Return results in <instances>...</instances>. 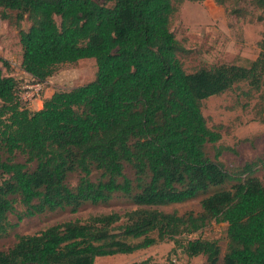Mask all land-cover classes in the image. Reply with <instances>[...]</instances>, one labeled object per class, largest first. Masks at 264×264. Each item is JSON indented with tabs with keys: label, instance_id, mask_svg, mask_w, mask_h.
Listing matches in <instances>:
<instances>
[{
	"label": "trees",
	"instance_id": "obj_1",
	"mask_svg": "<svg viewBox=\"0 0 264 264\" xmlns=\"http://www.w3.org/2000/svg\"><path fill=\"white\" fill-rule=\"evenodd\" d=\"M112 1L0 0L17 11L18 22H31L20 29L22 67L36 82L84 58L98 68L93 81L55 91L38 110L26 106L20 81L0 68V237L46 212L76 213L115 198L133 205L16 233L0 250V264H97L167 240L174 251L204 256L201 264H264V181L255 175L264 159L229 169L220 157L232 148L223 146L212 158L208 145L222 133L203 113L204 100L240 83L262 90L264 36L249 66L188 72L179 57L186 49L171 29L174 0ZM249 1L264 22V0ZM228 8L246 16L238 5ZM200 197L199 212L161 209ZM213 221L227 225L223 256L218 240L193 237Z\"/></svg>",
	"mask_w": 264,
	"mask_h": 264
},
{
	"label": "rangeland",
	"instance_id": "obj_2",
	"mask_svg": "<svg viewBox=\"0 0 264 264\" xmlns=\"http://www.w3.org/2000/svg\"><path fill=\"white\" fill-rule=\"evenodd\" d=\"M113 5L112 0H95ZM231 0L228 5H220L215 0L200 2L174 0L177 11L171 20V29L185 47L179 57L188 72L201 67H210L222 63H235L249 66L260 53L259 41L264 36V22L258 21L261 10L250 4L249 0ZM245 9V17L231 13L228 7ZM31 22L26 18L18 22L17 11L0 7V68L6 75L16 77L21 83V95L26 106L32 110L38 108L35 100L42 98L50 89L70 90L87 84L96 78L97 64L94 58H84L73 64L61 65L57 72L45 81L39 96L28 97L36 82L22 67L23 50L20 42V29L29 28ZM4 61L8 62L5 65ZM30 87V88H29ZM26 96V97H25ZM25 97V98H23ZM203 113L212 128L219 126L222 138L215 145H208V153L213 158L215 147H230L224 150L220 159L227 168L242 167L248 161L261 157L264 159V87L260 91H250L246 83H240L222 95L204 100ZM129 175L131 170L126 169ZM97 175V174H95ZM255 175L264 181V166L256 170ZM79 175L69 177L70 185L77 183ZM1 181V177H0ZM200 198L183 203L161 207L166 211L201 210ZM133 205L125 199L115 198L108 204L87 203L76 213L70 210L46 212L26 217L17 228L8 235L0 237V250H5L15 242L16 233L29 234L48 226L69 220H85L93 214L110 211L124 212ZM23 208L18 204V210ZM11 221H18L16 214L10 215ZM218 240L222 247V256L227 246V225L213 221L202 231L193 235ZM174 241L167 240L149 248L131 254H118L100 257L97 264H201L205 257H189L181 250L174 251ZM219 264H224L223 260Z\"/></svg>",
	"mask_w": 264,
	"mask_h": 264
},
{
	"label": "built area",
	"instance_id": "obj_3",
	"mask_svg": "<svg viewBox=\"0 0 264 264\" xmlns=\"http://www.w3.org/2000/svg\"><path fill=\"white\" fill-rule=\"evenodd\" d=\"M44 84L45 82H35L32 86L31 89L32 91H28L26 92V95L28 97H34V96H39L40 93L42 92L43 88H44ZM30 88V87H29ZM26 97V96H25ZM23 97V98H25Z\"/></svg>",
	"mask_w": 264,
	"mask_h": 264
},
{
	"label": "crops",
	"instance_id": "obj_4",
	"mask_svg": "<svg viewBox=\"0 0 264 264\" xmlns=\"http://www.w3.org/2000/svg\"><path fill=\"white\" fill-rule=\"evenodd\" d=\"M54 93H55L54 90H50V89H48V90L45 92V94L42 96V98L35 100V103H36L37 106H38V108H37L36 110L41 109V108L43 107L44 100H45L46 98H50Z\"/></svg>",
	"mask_w": 264,
	"mask_h": 264
}]
</instances>
